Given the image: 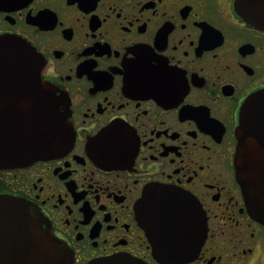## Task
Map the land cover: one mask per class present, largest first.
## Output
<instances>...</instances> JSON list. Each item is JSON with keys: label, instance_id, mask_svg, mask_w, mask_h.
<instances>
[{"label": "flooded vegetation", "instance_id": "af4514ba", "mask_svg": "<svg viewBox=\"0 0 264 264\" xmlns=\"http://www.w3.org/2000/svg\"><path fill=\"white\" fill-rule=\"evenodd\" d=\"M30 43L66 98L62 155L0 168V195L24 198L74 253L148 264H264V224L236 176L244 103L264 91V30L235 0H0V37ZM195 199L196 257L163 263L138 205L155 186Z\"/></svg>", "mask_w": 264, "mask_h": 264}, {"label": "water", "instance_id": "95a60500", "mask_svg": "<svg viewBox=\"0 0 264 264\" xmlns=\"http://www.w3.org/2000/svg\"><path fill=\"white\" fill-rule=\"evenodd\" d=\"M248 23L264 30V0H236ZM44 59L27 41L0 37V168L23 167L65 153L75 134L67 100L42 77ZM236 176L252 216L264 224V91L244 103L236 128ZM197 201L168 186L151 187L138 205L156 258L182 263L196 257L206 237ZM30 201L0 195V264H72L74 253L49 229ZM87 264H147L128 255Z\"/></svg>", "mask_w": 264, "mask_h": 264}]
</instances>
